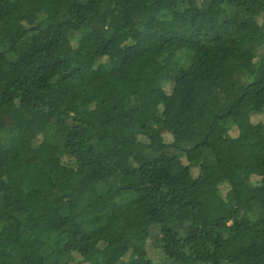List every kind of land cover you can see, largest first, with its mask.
I'll list each match as a JSON object with an SVG mask.
<instances>
[{"label": "trees", "instance_id": "16d2710c", "mask_svg": "<svg viewBox=\"0 0 264 264\" xmlns=\"http://www.w3.org/2000/svg\"><path fill=\"white\" fill-rule=\"evenodd\" d=\"M0 264H264V0H0Z\"/></svg>", "mask_w": 264, "mask_h": 264}, {"label": "rangeland", "instance_id": "374dc122", "mask_svg": "<svg viewBox=\"0 0 264 264\" xmlns=\"http://www.w3.org/2000/svg\"><path fill=\"white\" fill-rule=\"evenodd\" d=\"M178 95H179V92L176 91V92L172 95L171 100H172V101H176L177 98H178ZM120 98H122V97H121V96H114V97L112 98V101H114V102H118V101L120 100ZM6 122H7V120H6ZM7 123H8V122H7ZM164 137H165V139H166L167 141H169V139H171L169 133H166V135H164Z\"/></svg>", "mask_w": 264, "mask_h": 264}]
</instances>
